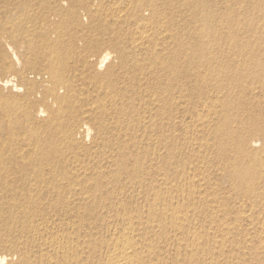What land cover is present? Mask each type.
Masks as SVG:
<instances>
[{
	"label": "bare ground",
	"instance_id": "6f19581e",
	"mask_svg": "<svg viewBox=\"0 0 264 264\" xmlns=\"http://www.w3.org/2000/svg\"><path fill=\"white\" fill-rule=\"evenodd\" d=\"M0 264H264V0H0Z\"/></svg>",
	"mask_w": 264,
	"mask_h": 264
},
{
	"label": "rangeland",
	"instance_id": "374dc122",
	"mask_svg": "<svg viewBox=\"0 0 264 264\" xmlns=\"http://www.w3.org/2000/svg\"><path fill=\"white\" fill-rule=\"evenodd\" d=\"M254 18L256 19V15H254ZM227 191H229V190H227ZM233 199V201H232V205H230L231 207H232V209L235 207V209H233V211H235L236 210V204H235V202L237 201V200H235V198L233 197L232 198ZM258 213H254V215H257ZM200 226V225H199ZM202 227H205V228H207V227H210V225H207V223H206V225H202ZM247 227V228H246ZM243 228L244 229H247L248 231H249V234H248V236L246 235V233H244V230H243ZM240 230L241 231H239L240 232V235H238V236H240L241 238L239 239V237L237 238H235V240H232V239H230V241H234V242H231V244H234V245H238V249H237V245H236V247H233V248H236V252H238V250L240 251L239 253H238V255H240V256H242L243 255V252L245 253V247L246 246H244L243 247V240H245L246 238L248 239V240H252V244H255L254 243V240H256V236H257V233L259 232V229H258V225H257V223H253V224H248V226L247 225H242V227L240 228ZM243 230V231H242ZM252 233H253V235H252ZM247 236V237H246ZM243 239V240H242ZM236 240H237V242H236ZM241 241V243H239L238 244V242H240ZM241 246H242V249H241ZM229 249V248H228ZM252 250H250V252H253L254 250L253 249H255L254 248V246L251 248ZM244 250V251H243ZM242 254V255H241ZM246 254V253H245ZM244 259L247 261L248 260V256L246 255L245 257H244ZM247 263V262H246Z\"/></svg>",
	"mask_w": 264,
	"mask_h": 264
}]
</instances>
